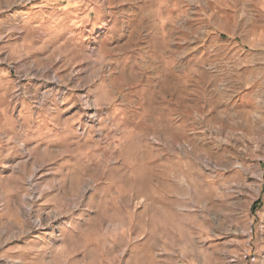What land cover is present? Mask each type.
I'll list each match as a JSON object with an SVG mask.
<instances>
[{"label":"rangeland","instance_id":"obj_1","mask_svg":"<svg viewBox=\"0 0 264 264\" xmlns=\"http://www.w3.org/2000/svg\"><path fill=\"white\" fill-rule=\"evenodd\" d=\"M0 264H264V0H0Z\"/></svg>","mask_w":264,"mask_h":264}]
</instances>
